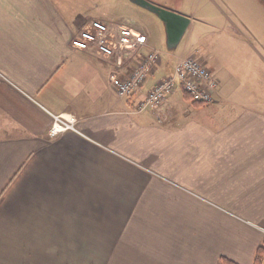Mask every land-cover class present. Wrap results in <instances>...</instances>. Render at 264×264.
<instances>
[{
  "label": "crops",
  "instance_id": "1",
  "mask_svg": "<svg viewBox=\"0 0 264 264\" xmlns=\"http://www.w3.org/2000/svg\"><path fill=\"white\" fill-rule=\"evenodd\" d=\"M148 1L190 17L199 37L180 56L161 54L122 99L114 78L157 47L152 12L132 0H0V264H256L264 0ZM94 20L148 41L111 58L74 48ZM188 56L219 79L214 101L178 86L139 111ZM50 113L74 115L80 132L50 138Z\"/></svg>",
  "mask_w": 264,
  "mask_h": 264
},
{
  "label": "built area",
  "instance_id": "2",
  "mask_svg": "<svg viewBox=\"0 0 264 264\" xmlns=\"http://www.w3.org/2000/svg\"><path fill=\"white\" fill-rule=\"evenodd\" d=\"M148 37L125 22L107 23L100 20L82 29L73 39L72 46L82 51H94L106 57L116 55L117 45L124 50L131 51L146 44ZM161 59V52L152 50L144 56L129 77L114 78L113 85L117 95L124 99L139 91L147 77L154 71ZM220 85L215 74L195 56H188L179 60L171 75L159 81L139 104L138 110L149 107H161L178 86L183 87L191 99L197 103L210 104ZM54 115V114H53ZM50 129L52 138L67 132L79 133L78 119L71 114L54 115Z\"/></svg>",
  "mask_w": 264,
  "mask_h": 264
},
{
  "label": "water",
  "instance_id": "3",
  "mask_svg": "<svg viewBox=\"0 0 264 264\" xmlns=\"http://www.w3.org/2000/svg\"><path fill=\"white\" fill-rule=\"evenodd\" d=\"M140 7L156 14L163 22L166 30L167 48L174 51L182 41L192 19L176 11L161 7L148 0H132Z\"/></svg>",
  "mask_w": 264,
  "mask_h": 264
},
{
  "label": "rangeland",
  "instance_id": "4",
  "mask_svg": "<svg viewBox=\"0 0 264 264\" xmlns=\"http://www.w3.org/2000/svg\"><path fill=\"white\" fill-rule=\"evenodd\" d=\"M151 13V12H149ZM149 15H153V19H149L146 23V27L148 26L154 33L155 35V38H156V42H157V47L156 49L161 52V54L163 55L164 53L165 54H169V50L167 49V44H166V31H165V26L163 24V22L158 18V16H156V14H149ZM200 26L198 24H192L191 27L189 29H187L182 41L180 42L179 46L177 47V49H175L174 51H172V53H174L175 55H182L184 53V48L187 44V42H191L192 40L195 39V37H199V33H200ZM202 30V29H201ZM201 41V43L203 44L204 47H206V43L204 40L202 39H198L197 42ZM196 42H192L191 44H189L188 46V49L190 48V46L192 44H195ZM183 92H181L182 94ZM183 97V96H182ZM182 97L180 96V98L182 99ZM50 115L52 116V119L54 121V115H57V114H54L53 113H50ZM53 124V122H52ZM52 127V125H51ZM51 129V128H50ZM76 133V132H75ZM49 137H51L50 135V130H49ZM59 137V136H58ZM57 138V137H55ZM54 139V138H52ZM264 259V254L262 256V260Z\"/></svg>",
  "mask_w": 264,
  "mask_h": 264
},
{
  "label": "trees",
  "instance_id": "5",
  "mask_svg": "<svg viewBox=\"0 0 264 264\" xmlns=\"http://www.w3.org/2000/svg\"><path fill=\"white\" fill-rule=\"evenodd\" d=\"M263 254H264V244L258 250L256 264H261ZM223 261H224L225 264H235V263H233V262H231V261H229V260H227L225 258L223 259Z\"/></svg>",
  "mask_w": 264,
  "mask_h": 264
}]
</instances>
